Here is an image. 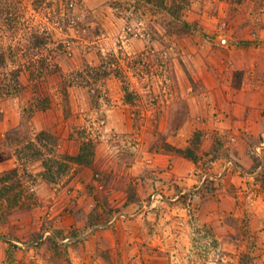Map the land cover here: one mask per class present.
<instances>
[{
    "label": "rangeland",
    "instance_id": "1",
    "mask_svg": "<svg viewBox=\"0 0 264 264\" xmlns=\"http://www.w3.org/2000/svg\"><path fill=\"white\" fill-rule=\"evenodd\" d=\"M161 1L0 0V264H264V123L229 97L264 91V0ZM230 33L257 50L224 75Z\"/></svg>",
    "mask_w": 264,
    "mask_h": 264
},
{
    "label": "crops",
    "instance_id": "2",
    "mask_svg": "<svg viewBox=\"0 0 264 264\" xmlns=\"http://www.w3.org/2000/svg\"><path fill=\"white\" fill-rule=\"evenodd\" d=\"M259 29H261V26L259 27ZM258 31L260 32V30ZM261 31L262 32L259 33V36L255 38L256 40H259V42L261 41L264 43V29H261ZM236 36H237V39H235V36L232 37V33L226 35V37L228 38L226 39L227 40L226 45L222 47L219 46L217 47V49H215L216 51L219 52L220 56L223 55L224 57L225 55H227L226 56L227 59H225V65H226L224 69L225 72H223L224 75L226 74L230 75L232 70H234L233 68L235 67L240 69V55L241 54L250 60V56L252 55L251 51L254 52L257 50L256 49L257 47H255L257 43H254L252 37L244 36L240 39V33H237ZM247 39L250 41H247ZM240 40H242L243 44L245 45L240 46ZM247 42H251V43H247ZM245 57H243L244 60H245ZM251 65H252V62H251ZM258 72H259V69L254 68L251 71H248V72L246 71L244 74L245 81L248 80L247 77L251 75V78H253V87H250L251 84L246 83L244 81L242 88L238 90L239 93L237 94V96H235L234 94L229 95L230 98H234L236 99V101H238L236 105L240 107V111L242 112V115L240 117V119L242 118V120L240 121L249 123V125L245 127V130H249V131L252 130L251 134H255L256 132L259 133L258 130L260 129L261 125L264 123V118H262V116L260 115L261 114L260 108L263 107L262 97L264 96V91L261 90V86L259 82L256 83V85L257 84L258 85L255 87V80H254V76H259ZM210 91L213 93L215 92V89H210ZM247 109H249L248 112L252 110L254 115L251 117H247L248 116V113L246 115ZM254 110H256V114ZM259 170H261V167L259 168ZM255 220L256 221L259 220L258 221L259 231H260V234L264 235V214L262 213L258 214V218L255 217Z\"/></svg>",
    "mask_w": 264,
    "mask_h": 264
},
{
    "label": "trees",
    "instance_id": "3",
    "mask_svg": "<svg viewBox=\"0 0 264 264\" xmlns=\"http://www.w3.org/2000/svg\"><path fill=\"white\" fill-rule=\"evenodd\" d=\"M180 1V2H179ZM161 6L163 9H165L167 11V13L171 12V10L173 11V13H176L178 16V20H180L181 18V13L183 12V10L185 9V5L183 3L182 0H162L161 1ZM183 23L184 26L186 27H190V25H188L185 21H181ZM33 39H35V36L33 37ZM43 44L42 40L36 39L33 42V47L37 48L39 46H41ZM4 56L0 54V68L4 66ZM20 74V71L17 70L15 72H13L11 75H13L14 79H17L18 75ZM18 82V80H17ZM40 135H43V133H41ZM30 144V143H29ZM32 145V144H31ZM33 146V145H32ZM34 153L32 152L33 156H40V149L33 147ZM29 149H32L31 147H29ZM180 154H184L186 157H193L194 154L192 153V151L186 149V150H179ZM93 155H94V145L91 142H87V143H82L80 150L78 152L77 155L75 156H69L66 157L67 160H69V162H72L76 165H81V166H92L93 163ZM54 159H42V165H43V170L45 171L46 174H55L52 171V162ZM54 163V162H53ZM56 163V161H55ZM64 167V169H63ZM68 165L63 166L60 165L59 169H63V172L67 171ZM62 172V171H61ZM18 172L16 169H12L8 174H5L3 176L0 177V208L2 207H7L8 205V209L12 210L14 208H21L24 204L23 202H21V196L24 193L23 187L21 185H19V183H16V176H17ZM16 183V184H15ZM10 184V185H9ZM17 187L20 189V193H14V191L17 189ZM8 196V197H7ZM10 196H12L11 198H9ZM6 201V206L4 205V202L2 201ZM95 223H93L92 225L94 226Z\"/></svg>",
    "mask_w": 264,
    "mask_h": 264
},
{
    "label": "bare ground",
    "instance_id": "4",
    "mask_svg": "<svg viewBox=\"0 0 264 264\" xmlns=\"http://www.w3.org/2000/svg\"><path fill=\"white\" fill-rule=\"evenodd\" d=\"M221 42H222V43H223V42L225 43V40H222Z\"/></svg>",
    "mask_w": 264,
    "mask_h": 264
}]
</instances>
